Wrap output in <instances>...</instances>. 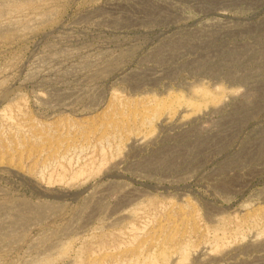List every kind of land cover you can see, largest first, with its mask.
I'll return each instance as SVG.
<instances>
[{
  "label": "rangeland",
  "instance_id": "rangeland-1",
  "mask_svg": "<svg viewBox=\"0 0 264 264\" xmlns=\"http://www.w3.org/2000/svg\"><path fill=\"white\" fill-rule=\"evenodd\" d=\"M0 264H264V0H0Z\"/></svg>",
  "mask_w": 264,
  "mask_h": 264
},
{
  "label": "bare ground",
  "instance_id": "bare-ground-1",
  "mask_svg": "<svg viewBox=\"0 0 264 264\" xmlns=\"http://www.w3.org/2000/svg\"><path fill=\"white\" fill-rule=\"evenodd\" d=\"M169 118V117H168Z\"/></svg>",
  "mask_w": 264,
  "mask_h": 264
}]
</instances>
